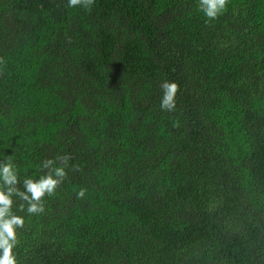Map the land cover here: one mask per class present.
I'll return each instance as SVG.
<instances>
[{"label":"trees","instance_id":"obj_1","mask_svg":"<svg viewBox=\"0 0 264 264\" xmlns=\"http://www.w3.org/2000/svg\"><path fill=\"white\" fill-rule=\"evenodd\" d=\"M0 193L16 264H264V0H0Z\"/></svg>","mask_w":264,"mask_h":264},{"label":"clouds","instance_id":"obj_2","mask_svg":"<svg viewBox=\"0 0 264 264\" xmlns=\"http://www.w3.org/2000/svg\"><path fill=\"white\" fill-rule=\"evenodd\" d=\"M73 4L79 0H72ZM224 0H203V6L209 16H214L218 9L222 8ZM171 99V91L168 94V100ZM14 182V177L9 180V183ZM37 195L40 194L39 189L36 190ZM11 205L9 197L0 193V264H16L12 249L15 241L14 226L20 223L16 217L6 218L8 209Z\"/></svg>","mask_w":264,"mask_h":264}]
</instances>
